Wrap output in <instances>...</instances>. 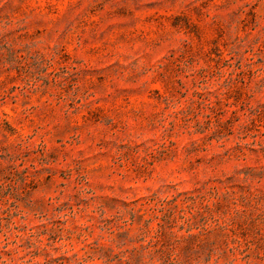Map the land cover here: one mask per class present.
Returning <instances> with one entry per match:
<instances>
[{"label": "rangeland", "instance_id": "1", "mask_svg": "<svg viewBox=\"0 0 264 264\" xmlns=\"http://www.w3.org/2000/svg\"><path fill=\"white\" fill-rule=\"evenodd\" d=\"M0 264H264V0H0Z\"/></svg>", "mask_w": 264, "mask_h": 264}]
</instances>
